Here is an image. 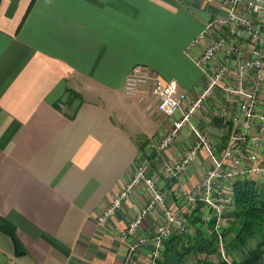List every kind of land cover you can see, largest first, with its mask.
<instances>
[{"label":"crops","instance_id":"obj_1","mask_svg":"<svg viewBox=\"0 0 264 264\" xmlns=\"http://www.w3.org/2000/svg\"><path fill=\"white\" fill-rule=\"evenodd\" d=\"M229 8V0H0V216L14 227L21 247L16 253L11 237L0 230V264H150L151 242L131 259L128 245L164 222L162 207L145 215L134 236L120 239L151 196L144 184L106 225L97 223L131 180L135 164L146 160L166 204L178 207L191 229L185 236L200 229L205 236L219 233L222 242L231 205L216 232L212 211L200 203L188 206L182 197L183 189L192 190L211 169L206 150L200 148L178 178L168 175L164 161L178 162L195 146L193 128L219 155L238 96L212 88L191 126L184 125L158 156L149 141L163 140L180 114L149 113L150 97L136 102L122 87L127 74L142 66L175 81L192 102L207 88L228 46L251 56L252 45L242 34L233 36L217 23ZM209 24L205 38L188 52ZM221 38L222 50L199 68L194 60ZM224 83L236 86L234 62ZM260 97L259 113L264 90ZM223 108L227 118L219 117ZM256 127L254 119L251 134ZM208 212L212 221L206 222ZM173 237L164 242L159 264H172L167 254L180 248ZM214 255L191 251L182 264L209 263Z\"/></svg>","mask_w":264,"mask_h":264},{"label":"built area","instance_id":"obj_2","mask_svg":"<svg viewBox=\"0 0 264 264\" xmlns=\"http://www.w3.org/2000/svg\"><path fill=\"white\" fill-rule=\"evenodd\" d=\"M229 13L217 23L227 28L233 36L242 34L252 45L250 58H243L236 47L228 46L218 70L209 78L207 88L192 102H188L187 94L181 90L175 81H165L158 74L146 67L133 68L125 77L123 93L136 102H144L145 97L151 98L146 105L149 113L156 112L166 116L180 114L173 122L171 132L160 141H149L148 146L160 156L168 148L171 140L184 126H191L192 119L200 108L203 99L214 87H220L228 94H235L239 98L237 114L231 120V129L226 144L219 155H216L210 142L196 129H192L197 138L194 147L185 151L184 157L178 162L164 161L165 171L172 178H178L186 166L192 163L200 148H204L211 160V169L204 178L189 191L182 190L185 204L193 207L200 203L212 211L215 217L214 229L219 232L221 223L225 221L224 211L227 205L233 204V191L230 187L238 180H258L264 178V112L259 113L261 92L264 90V0H229ZM211 25L190 43L187 51L203 40ZM224 39L214 42L206 51L194 60L199 68L211 60L222 50ZM236 65V86L231 87L224 83L230 64ZM219 117L227 118L226 108L219 113ZM257 120L256 132L251 134L252 121ZM228 166V167H227ZM149 162H137L131 180L125 184L115 196L112 204L97 218L100 226L123 206L133 189L144 184L151 196L146 207L137 214L136 218L121 232L120 239L126 241L135 235L141 226L145 215L155 207L160 206L165 213V220L148 238H139L128 245V259L134 252L148 242L152 243L150 264H159L163 257L164 242L174 235L191 234L188 225L180 218L178 207L168 206L155 180L148 175ZM208 212L206 222L211 219ZM212 221V220H211ZM220 253L226 260L223 246L220 244Z\"/></svg>","mask_w":264,"mask_h":264},{"label":"trees","instance_id":"obj_3","mask_svg":"<svg viewBox=\"0 0 264 264\" xmlns=\"http://www.w3.org/2000/svg\"><path fill=\"white\" fill-rule=\"evenodd\" d=\"M234 210L232 215V226L228 234H233L231 242L226 239L224 247L227 249L242 248L246 246L249 238L259 233V226L264 223V189L256 182L251 180H239L233 184ZM0 230L9 235L13 241L16 253L21 254V247L15 236L14 227L0 216ZM199 229L195 236L188 237L178 235L173 237L176 240L179 250L167 254V260L172 264H182L185 256L191 252H200L205 255L217 253V236L213 233L205 236L204 232ZM263 240L255 248L249 250L246 256L239 261L226 262L220 260L216 263L205 264H260L264 258V234ZM186 244V245H185ZM202 263V264H204Z\"/></svg>","mask_w":264,"mask_h":264},{"label":"rangeland","instance_id":"obj_4","mask_svg":"<svg viewBox=\"0 0 264 264\" xmlns=\"http://www.w3.org/2000/svg\"><path fill=\"white\" fill-rule=\"evenodd\" d=\"M258 180H259L258 182H256V181L255 182L264 189V178H261V180L260 179H258ZM234 183L235 182H233L232 185L230 186V187H232V189H233V184ZM230 187H228V189ZM230 205H231V208H233V210H234V201H233V204H230ZM231 226H232V219H231V222L228 225V227H226L224 229V231H223V233H225V236H224L222 242L219 241V244L217 246L218 247V250H219L220 244L223 246L224 254H225V256H226L227 259L225 260L222 257L223 254L220 253V251H219V253L218 252L215 253L216 257H215V255H214V257H209V263H213V262H216V261H220L221 259L224 260V261H226V262L239 261V260L243 259L244 256L247 255V253L249 252L250 249L255 248L263 240L262 235L264 234V223L259 226V233H257L254 237L248 239L245 247H242V248H235L234 247L233 249H227V250H225L226 249L224 247V241H225V239L228 242H231V237L233 238V236H234L231 233L228 234V231L231 228ZM218 235H219V233L217 234V237H218ZM262 249L264 250V245L262 246ZM202 263H204V262H202ZM260 264H264V258L261 259Z\"/></svg>","mask_w":264,"mask_h":264}]
</instances>
